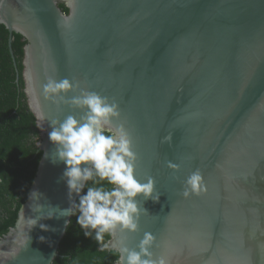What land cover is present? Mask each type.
Returning <instances> with one entry per match:
<instances>
[{"label": "water", "instance_id": "obj_1", "mask_svg": "<svg viewBox=\"0 0 264 264\" xmlns=\"http://www.w3.org/2000/svg\"><path fill=\"white\" fill-rule=\"evenodd\" d=\"M71 3L0 0L16 66L12 34L26 41L24 93L37 127L44 124L28 199L0 239V252L15 255L0 260L52 264L72 217L61 212L78 200L75 193L69 199L66 165L48 133L51 120L82 110L43 95L51 77L117 102L113 127L123 125L132 137L135 175L155 180L158 201L134 198L142 210L138 229H117L108 242L135 248L150 232L154 256L170 264H264V0ZM169 133L171 142L163 141ZM197 168L206 190L185 198L184 181Z\"/></svg>", "mask_w": 264, "mask_h": 264}, {"label": "clouds", "instance_id": "obj_2", "mask_svg": "<svg viewBox=\"0 0 264 264\" xmlns=\"http://www.w3.org/2000/svg\"><path fill=\"white\" fill-rule=\"evenodd\" d=\"M68 6L72 7L71 0ZM70 91H78L79 95L69 99L67 93ZM43 95L57 105L70 103L82 110V114H70L63 120L50 121L52 130L48 136L56 145L59 160L66 165L63 177L66 178L69 199L73 193L78 195V202L72 200L71 207L61 215L78 212L76 222L85 230L84 235L93 237L94 231L93 238L100 245V250L112 251L117 256L116 264H170L166 257L154 256L151 249L156 238L150 232L144 233L135 248H129L123 240L104 241L106 234L114 237L117 229H138L142 211L134 199L138 194L142 193L146 199L159 200L155 180L149 176L147 182H141L135 175L138 155L133 150L131 135L123 125L113 127L114 119L120 117L118 103L95 91L82 89L79 81L68 78L56 80L49 77L43 85ZM40 119L45 117L41 115ZM43 126L38 125L42 130ZM171 140V133L163 137V141ZM169 167L178 169L179 165L169 163ZM105 181L112 187H107L103 183ZM205 190L203 174L197 168L184 181L182 195L187 198ZM143 211L146 212L145 209ZM39 219L43 217L28 219L27 223L30 227L35 226ZM40 227L46 228V225L40 224ZM20 243L24 245L25 241ZM9 255H15V251L0 252V256L5 258ZM0 264H3L2 260Z\"/></svg>", "mask_w": 264, "mask_h": 264}, {"label": "trees", "instance_id": "obj_3", "mask_svg": "<svg viewBox=\"0 0 264 264\" xmlns=\"http://www.w3.org/2000/svg\"><path fill=\"white\" fill-rule=\"evenodd\" d=\"M59 6L68 13L64 3ZM10 36L7 27L0 23V239L15 225L42 157L37 146L40 131L24 93L22 73L26 41L21 34H12L16 66L10 52ZM103 183L112 187L106 181ZM76 215L78 212L70 219L52 264H116L117 256L112 251L100 250L93 238L94 231L93 237L84 235L85 230L77 224ZM110 238L106 234L104 241Z\"/></svg>", "mask_w": 264, "mask_h": 264}, {"label": "flooded vegetation", "instance_id": "obj_4", "mask_svg": "<svg viewBox=\"0 0 264 264\" xmlns=\"http://www.w3.org/2000/svg\"><path fill=\"white\" fill-rule=\"evenodd\" d=\"M61 2V1H60Z\"/></svg>", "mask_w": 264, "mask_h": 264}]
</instances>
